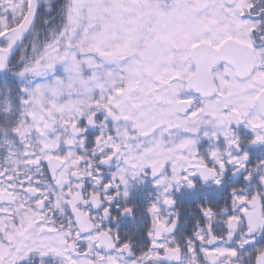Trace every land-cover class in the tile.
<instances>
[{"label":"snow or ice","instance_id":"1","mask_svg":"<svg viewBox=\"0 0 264 264\" xmlns=\"http://www.w3.org/2000/svg\"><path fill=\"white\" fill-rule=\"evenodd\" d=\"M0 264H264V0H0Z\"/></svg>","mask_w":264,"mask_h":264},{"label":"flooded vegetation","instance_id":"2","mask_svg":"<svg viewBox=\"0 0 264 264\" xmlns=\"http://www.w3.org/2000/svg\"><path fill=\"white\" fill-rule=\"evenodd\" d=\"M185 210L187 212L188 215H191L194 211H195V208L193 207V205L189 202V203H186L185 204ZM142 218H137L138 221H140ZM130 228H136L138 227V224H133V225H130L129 226ZM125 231H127L128 229H124Z\"/></svg>","mask_w":264,"mask_h":264}]
</instances>
